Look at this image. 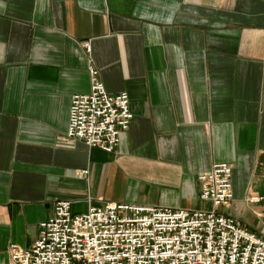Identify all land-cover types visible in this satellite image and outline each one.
<instances>
[{
  "label": "crops",
  "instance_id": "obj_1",
  "mask_svg": "<svg viewBox=\"0 0 264 264\" xmlns=\"http://www.w3.org/2000/svg\"><path fill=\"white\" fill-rule=\"evenodd\" d=\"M85 67L124 97L107 152L61 137ZM212 163L228 199L211 213L264 239V0H0V264L54 201L205 210Z\"/></svg>",
  "mask_w": 264,
  "mask_h": 264
},
{
  "label": "built area",
  "instance_id": "obj_2",
  "mask_svg": "<svg viewBox=\"0 0 264 264\" xmlns=\"http://www.w3.org/2000/svg\"><path fill=\"white\" fill-rule=\"evenodd\" d=\"M79 48L86 50L83 43ZM84 72L85 92L66 98L61 137L107 152L128 119L124 97L102 93L91 70ZM226 177L223 163L195 174V197L206 204L202 211L103 202L68 214L66 202L54 201L49 215L35 223L26 248L5 246L6 259L12 264H264V239L211 213L228 199Z\"/></svg>",
  "mask_w": 264,
  "mask_h": 264
},
{
  "label": "rangeland",
  "instance_id": "obj_3",
  "mask_svg": "<svg viewBox=\"0 0 264 264\" xmlns=\"http://www.w3.org/2000/svg\"><path fill=\"white\" fill-rule=\"evenodd\" d=\"M193 208H195V206H192V209ZM205 208V206H203V205H199L197 208H195V209H198V210H201V209H204Z\"/></svg>",
  "mask_w": 264,
  "mask_h": 264
}]
</instances>
